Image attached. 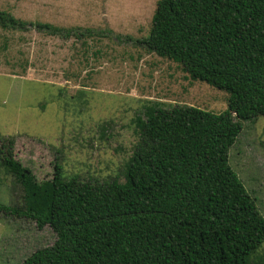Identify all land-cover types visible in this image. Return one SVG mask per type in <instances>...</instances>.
<instances>
[{
  "label": "trees",
  "instance_id": "obj_1",
  "mask_svg": "<svg viewBox=\"0 0 264 264\" xmlns=\"http://www.w3.org/2000/svg\"><path fill=\"white\" fill-rule=\"evenodd\" d=\"M29 27L81 44L106 36L0 9L1 29ZM141 42L226 91L227 109L144 105L123 181L65 178L58 163L38 181L18 160L0 162L21 192L0 214L55 234L19 264H264V215L228 163L243 123L264 118V0H156Z\"/></svg>",
  "mask_w": 264,
  "mask_h": 264
},
{
  "label": "rangeland",
  "instance_id": "obj_2",
  "mask_svg": "<svg viewBox=\"0 0 264 264\" xmlns=\"http://www.w3.org/2000/svg\"><path fill=\"white\" fill-rule=\"evenodd\" d=\"M155 6L156 0H0V9L24 20L106 35L81 44L35 27L0 28V162L18 160L38 181L51 178L56 163L65 178L123 181L144 105L227 109L226 91L190 79L177 62L143 46ZM242 127L228 163L264 215V118ZM20 194L0 170V203L18 205ZM54 240L47 225L0 214V264H19Z\"/></svg>",
  "mask_w": 264,
  "mask_h": 264
}]
</instances>
